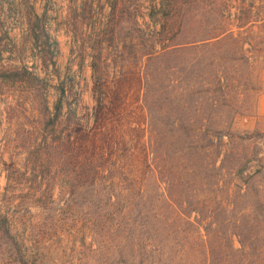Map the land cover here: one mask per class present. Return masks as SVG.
<instances>
[{
	"label": "rangeland",
	"instance_id": "374dc122",
	"mask_svg": "<svg viewBox=\"0 0 264 264\" xmlns=\"http://www.w3.org/2000/svg\"><path fill=\"white\" fill-rule=\"evenodd\" d=\"M21 66L41 83L0 82V216L39 264H111L85 234L104 205L93 187L149 171L179 183L216 253L228 238L233 264H264V0H0V70ZM57 135L55 170L27 183L35 144ZM0 264H18L2 235Z\"/></svg>",
	"mask_w": 264,
	"mask_h": 264
},
{
	"label": "trees",
	"instance_id": "16d2710c",
	"mask_svg": "<svg viewBox=\"0 0 264 264\" xmlns=\"http://www.w3.org/2000/svg\"><path fill=\"white\" fill-rule=\"evenodd\" d=\"M30 17L33 21L32 26L28 27L30 33L34 39L42 36V46L52 57L54 43H48L41 24L42 15L38 16L30 10ZM50 64L54 65L52 61ZM1 81L20 83L29 87H39L41 83V80L25 66L0 70ZM61 97L62 91L52 104V110L46 119L50 126H54L60 117ZM42 108L47 111L45 102L42 103ZM66 109L69 112V106ZM58 139L60 135H57L56 141L42 139L35 144L33 152L41 153L38 154L39 158L37 155L28 158V162L31 163L32 169L37 167L39 170L31 172L26 178L27 183L35 182L37 176L41 180L47 179L50 171L55 170L52 169L49 160L42 158L45 155L43 152L54 148ZM72 144H75V141ZM147 146L152 150L155 145L148 141ZM42 161L46 164H42ZM60 164L58 162V165ZM55 166L57 165H54V168ZM126 179L131 182V186L128 185L124 191L116 192L110 189L111 180L108 181L104 192H97L93 187V192L99 194L104 205L98 208L102 213L101 219L98 221L91 216L85 234L90 238V246V243L98 246H103L104 243L115 252L116 258L111 264H233L232 252H243L242 246L240 249H233L228 238L225 253L215 252L221 244L200 232V221L195 217L196 213L192 219L189 218L190 212L194 209L186 211L182 207V192L174 193L179 190L176 187L180 186L175 180L168 179L164 182L153 174V171H149L143 178H135V182L128 177ZM161 183L163 187H160ZM40 191L50 199L51 189L46 184ZM6 222V218L0 216V235L7 238L8 250L14 254L18 264H39L34 259L36 256L32 257L28 252L27 238L24 241L16 240L9 233L10 227L5 225ZM85 234L81 233L79 238L81 244Z\"/></svg>",
	"mask_w": 264,
	"mask_h": 264
}]
</instances>
